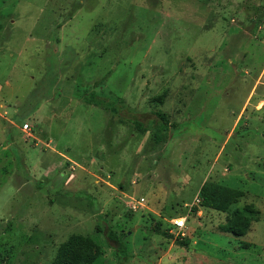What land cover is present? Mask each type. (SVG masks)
<instances>
[{
    "label": "rangeland",
    "instance_id": "374dc122",
    "mask_svg": "<svg viewBox=\"0 0 264 264\" xmlns=\"http://www.w3.org/2000/svg\"><path fill=\"white\" fill-rule=\"evenodd\" d=\"M83 91L177 127L157 145ZM205 180L243 196L198 207ZM248 203L245 235L219 229ZM72 234L94 264H264V0H0V264H51Z\"/></svg>",
    "mask_w": 264,
    "mask_h": 264
},
{
    "label": "trees",
    "instance_id": "16d2710c",
    "mask_svg": "<svg viewBox=\"0 0 264 264\" xmlns=\"http://www.w3.org/2000/svg\"><path fill=\"white\" fill-rule=\"evenodd\" d=\"M99 82L102 83L103 78ZM81 97L85 103L94 104L104 109L112 117L121 116L118 118L120 122H128L140 135L150 131L157 145L166 142L170 129L177 127V123H170L167 115L158 108L149 111V113H137L133 110L134 113L130 112L129 115L123 116L124 112L131 111V109L126 108L124 100L112 94L111 91H107L105 94L96 93L95 91L89 93L83 91ZM163 98L164 95L161 94L155 98L154 102L160 105L163 103ZM242 196L243 192L238 188H232L212 180H205L198 189L199 202L196 205L218 212H228L231 206L238 202ZM198 207H193V210L196 211ZM258 215L259 211L253 204H244L240 208H235L225 222L218 227L221 231L231 233L236 237L243 236L249 229L250 222L258 220ZM169 227L161 228V223L158 222L153 228V232L157 235L172 238V235L168 232ZM96 231L104 235L109 246L114 249L119 263L126 261L131 256L124 242V235L114 231L110 224L106 226L97 224ZM174 240L178 246L183 248L190 243L188 239L183 238H174ZM101 252V246L89 236L72 234L59 244L51 264H94L100 257Z\"/></svg>",
    "mask_w": 264,
    "mask_h": 264
},
{
    "label": "built area",
    "instance_id": "2783aa9c",
    "mask_svg": "<svg viewBox=\"0 0 264 264\" xmlns=\"http://www.w3.org/2000/svg\"><path fill=\"white\" fill-rule=\"evenodd\" d=\"M26 127H27V124L26 125L24 124V128L25 129H26ZM194 201H195L196 204L199 202V199H198L197 196H195ZM170 222H171L170 224L172 226H174L175 228H178L179 229V228H181L183 226L184 219L181 220L179 218H174Z\"/></svg>",
    "mask_w": 264,
    "mask_h": 264
}]
</instances>
